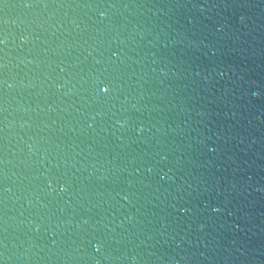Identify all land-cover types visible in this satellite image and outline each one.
I'll return each mask as SVG.
<instances>
[{
	"label": "water",
	"instance_id": "95a60500",
	"mask_svg": "<svg viewBox=\"0 0 264 264\" xmlns=\"http://www.w3.org/2000/svg\"><path fill=\"white\" fill-rule=\"evenodd\" d=\"M0 264H264V0H0Z\"/></svg>",
	"mask_w": 264,
	"mask_h": 264
}]
</instances>
